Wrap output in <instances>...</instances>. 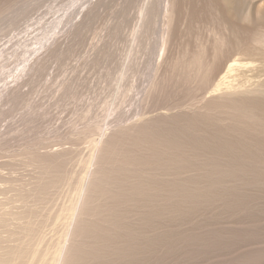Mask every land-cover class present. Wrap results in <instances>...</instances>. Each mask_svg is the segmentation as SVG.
Masks as SVG:
<instances>
[{"label": "bare ground", "instance_id": "obj_1", "mask_svg": "<svg viewBox=\"0 0 264 264\" xmlns=\"http://www.w3.org/2000/svg\"><path fill=\"white\" fill-rule=\"evenodd\" d=\"M5 2L10 6L16 0H0V3ZM140 2L132 34L136 47L132 49L135 64L141 57H147L144 67L148 84L141 98L150 101L159 95L160 102L155 101L157 109H163L164 113V109L169 108L172 113H155L156 117L151 114V119H145L147 112L135 113L140 116V122L134 114L137 120L131 122L133 125L124 122L129 126L125 127L119 121L116 129L111 119L109 123L115 130L110 131L109 137L107 129L98 122L87 124L82 134L66 141L73 147L72 142L87 141L88 145H83L88 149L85 156L78 149L62 146L55 153L46 152L54 146L45 143L46 138L31 143L17 155H9L7 145L0 144V264H164L168 260L177 262L178 251L183 250L185 244H191L194 249L186 258H193L192 253L199 251V255H195L197 261L203 256L208 259L206 251L215 249L228 259L227 255L241 252L242 246H250V241L264 243V0ZM158 28L160 34L156 31ZM155 31L160 36L153 48L149 37L151 34L154 37ZM100 55L106 54L100 53L97 58L103 61ZM124 64L119 68V79L116 77L120 81L133 69L132 64L127 67ZM2 67L6 70L4 65ZM20 73L24 74V69ZM31 73L33 80L40 75L34 73V68ZM109 74L111 77L112 73ZM130 75L128 77H132ZM124 84L119 89L114 84L115 91L126 88L118 99L123 100L132 93V87L135 88L131 87L132 83L128 88ZM115 94L112 99L117 97ZM11 98V103L15 104L23 99L19 93ZM75 98L78 99V94ZM172 99L175 100L172 102ZM122 100L123 104L127 102ZM143 102L142 106H146ZM105 105L103 108L109 112ZM3 112L9 111L4 109ZM122 114L117 115L119 120L128 118ZM40 116L33 118L38 122ZM20 120L23 122L22 118ZM72 123H68L69 126L75 127ZM34 132L36 130L30 133ZM227 217L231 221L227 220L226 225L230 222L231 226L230 235L226 236L229 239L224 236L225 241L219 233L223 229L219 225L225 224ZM211 224H218L219 235L215 225L211 229ZM199 226L206 230L203 234ZM196 233L198 237L191 235ZM197 248H202L201 252ZM246 254L236 259V264H264L262 254L254 253L253 257Z\"/></svg>", "mask_w": 264, "mask_h": 264}, {"label": "rangeland", "instance_id": "obj_2", "mask_svg": "<svg viewBox=\"0 0 264 264\" xmlns=\"http://www.w3.org/2000/svg\"><path fill=\"white\" fill-rule=\"evenodd\" d=\"M91 1H93V2H91ZM111 1H113V2H111ZM111 1L110 0H101V1L100 0H16V3L13 5H10V6H8V4L6 2L0 3V13L1 12L3 13L2 15H0V33H1L0 34V45H1L0 46V65H2V66L4 65V67L6 68V70H5L2 66H0V98H1L0 99V107L3 109V110H1V108H0V119H1L0 120V123H1L0 130L2 129L0 132H2V131H3V133H4V131L8 132L5 134L0 133V137H1V135H4L3 136L4 138L1 137L0 140L3 139L5 141V144L3 143V140L0 144L1 145H7L6 146L7 150H8L7 152L9 155H11V154L17 155L22 150L24 151L25 149H27V147H30L32 145L31 143H34L35 141H37L39 139L44 141V139L46 138L44 141L45 143H49V144L53 143V145H54L50 150H47L46 152L55 153L57 150L61 149V146H62V148L78 149V150H80L82 155L85 156L88 152L87 147H84V146L88 145L86 143L87 141H85V140L84 141L77 140V141H81V142H77V141L72 142L71 141L74 144V147L72 144H68L69 142H66V141L69 140V137L72 138V136H73V138H74V136H77V137L79 136L77 134H82V132L84 131L83 129H85L87 124L98 122L97 124H101L107 129V133H108L107 136L109 137L112 135V133L116 129L115 127L119 124L118 123L119 121L121 122L120 124L122 126L124 125L125 127H129V126L133 125L137 119L138 120L140 119V116H137L138 113L140 115V113L147 112V113H145V119H148V118L151 119L153 117H156L157 115H159V113L165 114V112H166V114H169V115L172 113L171 109H169V108L166 110L164 109V111H165L164 113L162 111L163 109L161 110L162 112L160 111V109H157V107L155 105L158 102H160L159 101V99H160L159 95H157L159 97V99L157 98V96H154L152 98V100H150V101H146L144 99V97H143L144 100H142V98H141L142 97L141 94L143 96L145 95V94H143L144 93L143 89L145 90L144 86L146 87L148 84V78L145 77L146 68L144 67L145 65H147L146 64L147 60H145V59H147V57L146 58L141 57L142 60H145L144 62H142L141 59H140L141 61L138 60L140 58L138 56V59H137L138 61L135 64V61H134L135 60L134 59L135 53H134V50L132 49L133 47L134 48L136 47L135 42L133 41V38H132L133 37L132 34H133V30L136 26V23H135L136 22L135 21L136 16L135 15L137 14V8L140 6L141 0H137L138 3L135 0H132V3H131V0H127V1H129V3H127V1H125V0H111ZM124 2H126V3H124ZM92 3H93V5H92ZM19 4H21V7H19ZM87 4H88V6H87ZM13 6H14L13 9L8 10L9 8H12ZM134 6L136 7V9L134 8ZM72 9H73V11H72ZM73 14L75 17L73 16ZM88 15L91 18H89ZM131 15H132V17H131ZM69 19H70V21H69ZM72 21H73V23H72ZM68 23H69V25H68ZM76 23H77V25H76ZM81 23H84V24L80 25L81 31L79 32L77 30L79 29V24H81ZM122 23H124V24H122ZM105 24H106V26H105ZM52 25H53V27H52ZM83 25L85 26V28ZM133 25H135V26H133ZM54 26H56V27H54ZM74 26L76 27V29ZM122 26H123V28H122ZM77 27H78V29H77ZM114 31H116V32L114 33ZM156 31H158V33L160 34L159 28ZM156 31H155V34H153L155 38L152 36V34L149 37L150 43L153 40L152 41L153 43H151L153 45L152 46L153 48L156 47V43L158 42L156 39H159V36H160L157 34ZM25 34L26 35L28 34V35L26 36ZM44 34H46V35H44ZM117 35H119V36L117 37ZM155 35L158 37H156ZM55 37H57V38H55ZM28 39H29V41H27ZM37 40H40V41H37ZM133 45H135V46H133ZM13 50H15V51H13ZM5 51H7V52H5ZM8 51H9V53H8ZM26 51L29 53H27ZM36 51H38V52H36ZM4 52H5V54H4ZM23 52H25L26 54ZM118 52H119V54H118ZM100 53H102L103 55L106 54V56L100 55V58H102L103 61H100V59L97 60V58H99ZM108 53H109V55H108ZM126 53H127V55H126ZM48 54H50V55L52 54V56L50 57V55L48 56ZM5 55L7 56V58ZM15 55H16V57H15ZM107 55H108V57H107ZM140 56H143V55H140ZM17 57L19 60L17 59ZM126 58H127V60H126ZM130 58L133 59L134 62L131 61ZM27 59L29 62L27 61ZM44 59H46L45 60L46 62H44ZM63 59H65V60H63ZM129 59L131 62L129 61ZM93 60H95V62H93ZM3 61H5V62L3 63ZM26 61H27V63H26ZM40 62H42V63H40ZM122 62L123 63L125 62L126 67L128 64H132L131 66L133 69L131 71H129L127 75L129 76V73H131L130 76H132L133 78L126 76L127 78H123L121 81L118 80L119 79L118 77L120 74L119 68L121 67V65H123ZM128 62H130V63H128ZM32 63H34V65H31ZM142 63H143V65H142ZM29 64L31 65L30 67H29ZM88 64H89V66H88ZM139 64H141L142 66L141 65L139 66ZM71 65L73 67H71ZM33 68H34V73L36 72L35 74H37V73H38L37 75L40 74L39 75L40 77L38 76V78L35 75L36 76L35 77L36 80L34 79L35 81L33 80L34 74L31 73V69H33ZM71 68H73V69L71 70ZM22 69H24V74L22 73L23 75H26L28 72V74L26 76L28 78V80L26 79V77L24 78V76L20 73ZM2 70H4V71H2ZM15 71H16V73H15ZM138 71H139V73H138ZM108 72L112 73L111 77H110L111 74H109ZM135 72H137V73L135 74ZM11 73H12V75H11ZM30 73L33 76L32 75L30 76ZM106 73L108 74V77H110L109 79L107 76H105ZM132 73H134V75ZM18 74L20 76L18 78H16ZM73 74H74V76H73ZM28 75L31 78H29ZM128 78H129V80H128ZM17 79H18V81H17L18 83L17 82L15 83V81ZM24 79H26V80H24ZM116 79L118 81H116ZM11 80H13V81H11ZM30 80L32 82H30ZM126 80H127V82H126ZM35 82H36L37 86H36ZM116 82H118V84ZM122 82H123V84L126 82L125 84L127 86L124 84V87L128 88L131 83L133 84V85L131 84V87L132 86L135 87V88L132 87V90H133L132 93L133 94L131 92H129L130 95L129 94H127L128 96L126 95L127 97H129L128 100L126 99V96L123 98L124 101H127L126 102L127 104L125 102H124L125 104L121 103L120 100H122V99H118V98H121V94L124 92V90H126V88H123V87H122L123 90H122V88L120 91L118 90L119 89L118 87H121L123 85ZM30 83L34 84V87H33V85L31 87ZM69 84L70 85L73 84L74 87H72V85L70 86ZM114 84H116L117 88H118L116 91H115L116 85H114ZM18 85H19V87H18ZM64 86H65V88H64ZM112 86H115L114 89H112ZM62 88H64V89H62ZM139 88L141 91H139V90L137 91V89H139ZM67 89H69V91H73V90L74 91L70 93ZM64 90L67 92H65ZM119 92H120V97H119ZM7 93H8V95H7ZM18 93L21 95V97L23 99H21V101L17 102L16 104L13 102L11 103V99H12L11 97L14 96L15 94H18ZM68 93L72 94V95L69 96ZM73 93H74V95H73ZM113 93L114 94L116 93L114 95V97L117 95V97L113 98L115 101H113V99H112ZM77 94H78V99L75 98L77 96ZM173 94L175 95V93H173ZM3 95H5V96H3ZM79 95H81L82 97ZM154 98L156 100H153ZM176 99H179V98H176ZM123 100H122V102H123ZM173 100H175V99H172L171 101L173 102ZM1 101H3V103ZM107 101H108L109 105H108ZM118 101H119V103H117ZM143 101H145L146 106H142L141 103ZM155 101H156V104H155ZM111 102H113V103H111ZM85 103H87V104L85 105ZM105 103L107 105H105ZM136 103H137V105H139L141 107L142 112H141V110H138V109H140V107H137ZM147 103H149V104L147 105ZM121 104H122V106H121ZM3 105H4V107H2ZM5 105H6V107H5ZM21 105L24 107H22ZM26 105H28L27 106L28 109H26ZM31 105L35 106V107H32ZM41 105L42 106L44 105V106L42 107ZM104 105L106 107L108 106L107 109L109 110V112L105 111L106 109L103 108ZM110 105H111V107H110ZM118 105L120 107H117ZM9 106H10V109H13V110H10ZM18 106H19V109H18ZM29 106H31L33 108L32 109L34 111L33 116H32L33 111L29 110V109H31V107L29 108ZM89 108L92 110H90ZM165 108H167V107H165ZM4 109L6 111H9L10 113L12 111L13 113L10 114L9 112L8 113L3 112ZM23 109L25 111H22ZM87 109H88V111H90V114L88 113ZM131 109H132V111H131ZM135 110H137V111H135ZM39 111L42 114H40ZM80 111H81V113L79 114ZM104 111L106 113L107 112L108 113L106 114V113H104ZM150 111H152L153 113ZM120 112H121V114L122 113L126 114V115H124V114H122V115H124L125 118L128 117L127 119H125L127 121H125L123 119L124 116H122V115H121L122 116L121 119H123L124 121L119 120V117H117V115L119 116ZM35 113L37 115H35ZM75 113H77L79 116ZM85 113L89 114V115L85 117V115H84ZM135 113H137V114H135ZM155 113L157 115H155ZM103 114H105L106 117H104ZM134 114H135L137 119L135 118ZM151 114L153 117L149 116ZM26 115H28V116H26ZM30 115L32 118L30 117ZM39 115L43 116V117L40 116L41 119L37 118L38 122L40 123L41 126L36 121V117H38ZM81 115H82V118H81ZM146 115H148V117H146ZM4 116H5V118H6V116L8 118L5 119V118H3ZM34 116H36L35 119L33 118ZM93 116H95V117H93ZM99 116H101V117H99ZM27 117H28V120H24ZM109 117H110V119H109ZM21 118L23 119V122H21L22 121V120H20ZM131 118H133V120ZM72 119H73V121H72ZM111 119L113 121H115V123L111 122V124H115V125H113L115 129H113V126L110 125V123H109L111 121ZM122 121H123V123H122ZM26 122L29 123L31 125V127H28L29 124H27ZM31 122H33V123H31ZM35 122H37V124L39 126ZM70 122H73L72 124H75V127L73 125H72L73 127L69 126ZM124 122H126V124H128V125L130 124V125L128 126ZM131 122H134V123H131ZM139 122H140V120H139ZM49 123L50 124L52 123L51 127H50ZM81 123H82V125H81ZM137 123H138V121H137ZM12 125H13V127H12ZM16 125L18 127L21 126L20 129L21 128H23V129L20 130L18 127H16V129H15ZM26 125H28V126L26 127V130H25ZM9 126L12 128L11 131H10ZM33 126H35V129H33ZM57 126H58V128H56ZM47 127H48V129H47ZM53 127L55 128L54 129L55 132H53V130H52ZM27 128H28V130H27ZM80 128H82V129H80ZM56 129H57V132H59V135L58 134L55 135V133H57ZM77 129H79V130H77ZM30 130L31 131L36 130V132H34L32 134V133H30L31 132ZM47 130L50 131L49 134H47L48 133ZM21 131H23L25 133L23 134ZM110 131L112 132L111 134H109ZM43 132H46V133H43ZM78 132H80V133H78ZM13 133H14V136L9 137L10 135H13ZM19 133H22V134H19ZM27 133H29L30 135ZM41 133H42V135H41ZM8 134H9V136H7ZM17 134L21 137H18ZM46 134L48 135V139H47V137H45ZM15 135H17V136L15 137ZM39 135H41V137ZM51 135H53L54 137ZM5 136H7L9 138V140ZM49 136L52 138L50 139ZM5 138H6V140H5ZM28 139L30 141H28ZM13 141H14V144H13ZM50 141H51V143H50ZM8 143H9V145H8ZM21 143H23V144L21 145ZM28 143L30 144L29 146H27ZM18 147H19V149H17ZM57 148H59V149H57ZM14 149H16V150L14 151ZM84 151H85V153H84ZM15 152H17V153L15 154ZM225 220L222 221V222L225 221V224L222 223L223 224L222 225L220 223V225L222 227L219 225L220 229L223 228L222 229L223 231L221 230V232H219V233H221V235H223L222 239H224V236L226 237V236L230 235L231 224H230V222H228V225H226V222H227V220L228 221H231V220L229 217H227V219H225ZM200 221H202V220H200ZM201 223H200V226H201ZM211 225H210L211 229H213V225H215L214 229L216 227L215 230L218 233V231H219V230L217 231L218 224L217 225L211 224ZM200 226H199V228H200ZM226 226H227V229L229 228V232L227 231V229L224 228ZM207 227H209V225ZM199 228H198V230H199ZM202 229L200 228V230H199V231H201L200 232L201 234H203L202 232L206 231L204 229L202 231ZM209 229H210V227H209ZM209 229H208L209 232L210 231L215 232L214 230H209ZM198 230H196L195 232H197ZM199 231H198V233H199ZM224 231H227V232H224ZM195 232H193V233H195ZM222 232H224L225 235L222 234ZM189 233H191V232H189ZM219 233H218V235H219ZM201 234H199V235H201ZM191 235L193 237H198L197 233H196V235H193V234H191ZM225 239L228 240L229 237H226ZM227 240H225V241H227ZM255 242L258 244L257 247L260 249V251L256 247ZM259 242H261V240L250 241V246L248 244H246L249 247H247L245 245L246 248L244 246H242V248L240 249L241 252H243V254L241 252H239V253H237V255L234 254L235 257H234V255H227V257H229L228 259L225 256H223L222 254L220 256V254H218V251L217 250L215 251V249H211V251H209V250L206 251V252H208L206 254L208 259L204 258L205 256L199 257V259L200 258L202 259V262H204L203 264H206V263L216 264L217 261L219 262V260H220V262L217 264H225V263H223L225 261L227 263L230 262L229 264H236L237 263L236 259L238 260L240 256L245 255L246 253L251 254V255H249L250 257L254 253H257V255L262 254L264 256V251H263L264 250V247H263L264 243L262 242L260 244ZM247 243H249V242H247ZM251 243L253 246L251 245ZM183 247H185L183 250L180 248L179 249L180 251H178V254L180 257L179 258L177 257L178 260H180V259L181 260L178 261L177 259H175V260H177V262H175L172 259L175 262V264H178V263L182 264V262L184 264H186V263L188 264V262H189V264H197V262H199V261L201 262V259L200 260L198 259V261H197V259H195L196 258L195 255L196 254L199 255V253H198L199 251H195L196 253L195 252L192 253V255L194 256L193 257L194 259L193 258H186V255L188 253H191L192 250H194L193 247L191 246V244L190 245L185 244V245H183ZM253 248H254V250L256 248L257 251H252ZM199 249L200 248H197L196 250H199ZM201 249H200V252H201ZM243 249H244V251H242ZM187 250H189V251L186 253ZM212 250H214L215 252H213ZM230 256H231V258H230ZM232 256H233L234 260H233ZM221 259H224V260H221ZM211 260H212V262H211ZM168 261H166L164 264H169V263L173 264L174 263V262L172 263L171 260H170L171 262H168ZM213 261H215L216 263ZM221 261H222V263H221ZM200 262L198 264H200Z\"/></svg>", "mask_w": 264, "mask_h": 264}]
</instances>
